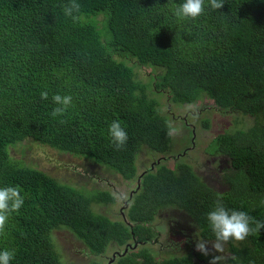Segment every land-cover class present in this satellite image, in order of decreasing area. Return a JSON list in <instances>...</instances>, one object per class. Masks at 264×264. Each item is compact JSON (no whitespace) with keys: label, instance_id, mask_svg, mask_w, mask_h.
Returning <instances> with one entry per match:
<instances>
[{"label":"trees","instance_id":"trees-1","mask_svg":"<svg viewBox=\"0 0 264 264\" xmlns=\"http://www.w3.org/2000/svg\"><path fill=\"white\" fill-rule=\"evenodd\" d=\"M66 2L0 0V188L18 187L24 198L0 232V250L15 252L12 264H65L54 230L72 232L92 257L114 248L108 256L117 254L113 264H201L199 256L151 248L166 232L171 252L185 251V243L195 248L197 232L214 240L206 214L218 198L227 209L264 221V0H223L216 11L205 0V14L186 22L173 15L183 0H78L81 19L75 23L62 11ZM136 68L149 70L148 83L137 78ZM44 91L48 100L41 99ZM156 93H166L176 106L207 97L219 113L255 122L208 144L207 155L220 167H212L207 179L186 162L155 164L139 176L138 154L145 148L171 154L166 125L182 119L162 115ZM55 94L73 97L58 118L50 115ZM114 120L128 135L121 150L108 135ZM203 127L210 129V121ZM25 142L135 180L122 220L94 211L95 204L116 198L94 187L89 173L81 177L93 190L64 184L26 161ZM21 146L25 159H15L11 152ZM215 177L224 191L210 186L217 185ZM129 245L140 248L119 255ZM220 254L230 255V264H264V230L214 255Z\"/></svg>","mask_w":264,"mask_h":264},{"label":"rangeland","instance_id":"rangeland-1","mask_svg":"<svg viewBox=\"0 0 264 264\" xmlns=\"http://www.w3.org/2000/svg\"><path fill=\"white\" fill-rule=\"evenodd\" d=\"M135 72L139 80L143 79L144 83L150 81L146 78L149 74V70L142 68L139 71L138 68H136ZM155 95L159 98V101L162 104V115L168 116L169 120L173 119V115L182 118L178 119L179 121L174 120L172 123V126L178 129L179 133L173 136V143L170 148L171 157L167 163H164V165L175 167L179 162H186L193 166L201 178L203 177L204 179L208 178L207 173H210V175L213 176V173L211 172L212 167L215 170L220 167L219 161L212 160L207 156L206 149L208 144L218 135L225 133L226 131H234L237 128L247 129L252 127L255 122L252 117L233 113H219L214 109V102L207 97H203L197 103L191 104L193 108L190 109L189 105L176 106L175 104H172L166 93H156ZM185 116H188V119L184 120V118H187ZM205 120L210 121V129L208 130L203 127V121ZM186 123L191 125V128L194 130L188 127ZM23 145H25L23 147L26 149V161L30 165H36V168L57 178L60 182L67 185L77 186L79 189L85 187L86 190H83L88 192L93 190L92 186L88 183V179L86 180V183L81 176L84 173H89L93 179L92 183L94 187L101 191L112 193L115 197L121 196L122 198L120 200L116 199L114 204H95L94 211L101 212L116 221L122 220L120 213L123 212L124 214L127 211V207L132 203V200L130 201L129 199L133 196V191L136 190L137 182L135 180L126 181L120 175L103 166H98L85 160H79L72 155L64 154L60 151L50 148L38 149L37 143L25 142ZM23 147L21 146L17 152H11V155L15 159H25L24 152L21 153ZM166 155H155L145 148L137 157L139 175L152 165L154 159L156 160ZM92 173H95V175ZM217 175L222 176L221 173ZM212 180L217 185L214 186L210 183L211 187H214L218 191H224L226 189V186L221 182L220 177L212 178ZM124 197H126V199ZM157 229L160 230L161 225H158ZM68 231L54 230L52 232V238L56 250L63 263L89 264L93 261L101 264H108V256L115 251L114 248L110 247L107 254H104L102 257L89 256V253H83V249H86L84 244L72 232L71 234L70 231ZM166 238L167 232L161 237V242L152 246L151 250L156 254L159 253V251H167L169 252L168 254L195 256L196 259L199 256L202 260L201 264H210L213 255L205 257L202 253L197 252L195 248L186 245V243L183 246L185 251L178 250L171 252L173 250H170L169 247L167 248V245L165 244ZM208 249L211 253L210 244H208ZM156 254L155 256H157ZM219 256H221V259L218 261V264H230L228 260L230 255L227 254L222 257V254H220Z\"/></svg>","mask_w":264,"mask_h":264},{"label":"clouds","instance_id":"clouds-1","mask_svg":"<svg viewBox=\"0 0 264 264\" xmlns=\"http://www.w3.org/2000/svg\"><path fill=\"white\" fill-rule=\"evenodd\" d=\"M208 6H210L213 11H216L223 8L224 3L223 0H208ZM61 8L64 15L74 23L81 19V5L78 3V0H67L66 3L61 5ZM203 14H205V0H183V3L174 5L173 15L180 22L195 21ZM48 98L47 91L41 93L42 100H48ZM51 99L55 105L50 114L53 118L65 116L73 101L71 95L62 96L60 94L53 95ZM189 108L192 109L193 106L189 105ZM59 123L65 124L67 121L61 119ZM186 125L191 128V125L187 123ZM166 127V135L169 138L179 133V130L174 128L171 124H167ZM191 129L194 130L193 128ZM108 135L111 143L117 150H121L127 143V132L118 120H114L109 124ZM170 157L171 154L156 160L154 159L150 167L154 170L155 164H160L162 162L167 163ZM150 167L148 169H150ZM115 198L120 200L122 197L116 196ZM124 198L126 199V197ZM23 204L24 198L21 196L18 187L0 188V232H3L5 228L9 214L17 212ZM206 220L214 236V240L210 242L205 241L199 238L197 232L195 250L202 253L205 257L213 255L210 264H218L221 257L219 255H214V253H223L225 245L228 243L243 242L248 236L259 234L264 230V221L256 220L244 211L227 209L219 198L215 201L211 210L206 214ZM208 244L212 246L211 253L208 249ZM14 259V251L7 248L0 250V264H12Z\"/></svg>","mask_w":264,"mask_h":264},{"label":"water","instance_id":"water-1","mask_svg":"<svg viewBox=\"0 0 264 264\" xmlns=\"http://www.w3.org/2000/svg\"><path fill=\"white\" fill-rule=\"evenodd\" d=\"M187 118H184V120H186ZM125 217V216H124ZM139 246L138 245H135V246H133V245H129L126 249H125V251H124V253L123 254H119V255H125V254H127L128 252H129V248L130 249H136V248H138ZM116 255L117 254H115L114 256H112V258L110 259V261L108 262V264H113L114 262H115V258H116Z\"/></svg>","mask_w":264,"mask_h":264},{"label":"flooded vegetation","instance_id":"flooded-vegetation-1","mask_svg":"<svg viewBox=\"0 0 264 264\" xmlns=\"http://www.w3.org/2000/svg\"><path fill=\"white\" fill-rule=\"evenodd\" d=\"M210 159H212V160H215V157H213V155L211 156V155H207ZM110 259H111V257L109 258V261H110ZM108 261V262H109Z\"/></svg>","mask_w":264,"mask_h":264}]
</instances>
